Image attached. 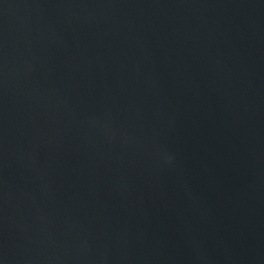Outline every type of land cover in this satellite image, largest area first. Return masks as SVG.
<instances>
[{
  "label": "water",
  "instance_id": "obj_1",
  "mask_svg": "<svg viewBox=\"0 0 264 264\" xmlns=\"http://www.w3.org/2000/svg\"><path fill=\"white\" fill-rule=\"evenodd\" d=\"M0 264H264V0H0Z\"/></svg>",
  "mask_w": 264,
  "mask_h": 264
}]
</instances>
